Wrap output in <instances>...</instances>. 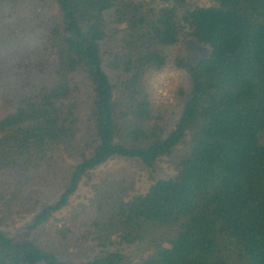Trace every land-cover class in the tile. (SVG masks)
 <instances>
[{"label": "trees", "instance_id": "obj_1", "mask_svg": "<svg viewBox=\"0 0 264 264\" xmlns=\"http://www.w3.org/2000/svg\"><path fill=\"white\" fill-rule=\"evenodd\" d=\"M207 1L0 0V264H264V0Z\"/></svg>", "mask_w": 264, "mask_h": 264}, {"label": "rangeland", "instance_id": "obj_2", "mask_svg": "<svg viewBox=\"0 0 264 264\" xmlns=\"http://www.w3.org/2000/svg\"><path fill=\"white\" fill-rule=\"evenodd\" d=\"M193 3L203 4V2H208L207 0H192ZM189 56L191 60L194 62L197 59L204 57L207 55V50L201 46H199L195 41L187 42ZM173 51V50H172ZM184 83L183 75L181 72L176 71L172 67L167 68L165 71L159 73L152 82V95L153 99L157 105H161L160 107L162 111L167 114V117L170 118L168 106H171L175 102V92L177 88ZM162 165H159L158 168H162ZM163 169V168H162ZM100 171L103 172H115L117 178L126 177L130 178L132 175H137L136 179L138 183H144L145 175H140L141 171L138 170L132 162L130 161H121L109 163L103 166ZM163 173L158 170V175H162ZM95 182H98V178L95 179ZM93 196L90 193L88 188H85L82 192V196ZM81 202H86L84 197H81ZM68 223L65 222V225L59 224L57 228H64ZM55 226V225H54Z\"/></svg>", "mask_w": 264, "mask_h": 264}]
</instances>
